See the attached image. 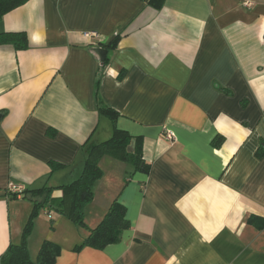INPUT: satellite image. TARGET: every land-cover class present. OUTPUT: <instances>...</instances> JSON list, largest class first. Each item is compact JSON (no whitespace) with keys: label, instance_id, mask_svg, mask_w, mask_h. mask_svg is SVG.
I'll use <instances>...</instances> for the list:
<instances>
[{"label":"crops","instance_id":"obj_1","mask_svg":"<svg viewBox=\"0 0 264 264\" xmlns=\"http://www.w3.org/2000/svg\"><path fill=\"white\" fill-rule=\"evenodd\" d=\"M159 1L28 0L0 19L29 40L0 44V253L22 241L36 190L78 178L89 144L117 127L141 139L148 170L96 153L87 227L41 209L33 259L50 239L55 264H264V0ZM115 198L131 223L122 239L74 249Z\"/></svg>","mask_w":264,"mask_h":264},{"label":"trees","instance_id":"obj_2","mask_svg":"<svg viewBox=\"0 0 264 264\" xmlns=\"http://www.w3.org/2000/svg\"><path fill=\"white\" fill-rule=\"evenodd\" d=\"M27 1L0 0V19L6 13L23 5ZM162 3L163 1L160 0L157 5L160 6ZM116 40L114 38L112 44ZM6 43L14 45L18 50L26 49L29 47L28 35L23 31L0 32V44ZM97 101L99 111L115 120L118 116V111L102 100L99 95V87H97ZM133 139H136V145L134 149L130 150L129 146ZM214 145L220 146V140L216 139ZM98 152L125 159L134 166V170L147 171L149 168V164L143 156L141 139L130 135L125 130L115 127L114 135L108 140L100 143H90L83 172L78 178L57 187L44 186L36 190L38 194H41L42 200L34 201V209L25 226L22 241L20 243H11L5 252L0 253V264H55L61 252V246L53 240L45 239L40 246L36 259H33L31 256L28 246V236L34 225V219L43 208L55 209L67 215L78 226L87 227L85 210L94 199L95 182L103 175V170L95 158V154ZM51 165L52 169L61 166V164L55 162H52ZM55 189H62L64 195L60 198L54 197L53 191ZM14 197L16 198L17 196ZM256 219L255 217H250V221L252 222H255ZM130 227L131 223L127 217L126 206L118 198H115L100 223L93 228H89L88 235L74 249H80L84 246L103 249L109 244L118 243L122 239L123 232Z\"/></svg>","mask_w":264,"mask_h":264},{"label":"built area","instance_id":"obj_3","mask_svg":"<svg viewBox=\"0 0 264 264\" xmlns=\"http://www.w3.org/2000/svg\"><path fill=\"white\" fill-rule=\"evenodd\" d=\"M86 36L98 35L97 31H88L84 33ZM163 136L166 140L174 141L176 139V134L171 129H165ZM26 186L24 184H10L8 187V192L13 196L21 197L26 191Z\"/></svg>","mask_w":264,"mask_h":264},{"label":"water","instance_id":"obj_4","mask_svg":"<svg viewBox=\"0 0 264 264\" xmlns=\"http://www.w3.org/2000/svg\"><path fill=\"white\" fill-rule=\"evenodd\" d=\"M94 50L96 51V53L98 54L100 60L104 63L106 61V57L108 55V48L103 47V46H99V47H95ZM136 145V139L132 140L131 145L129 146V149H134Z\"/></svg>","mask_w":264,"mask_h":264},{"label":"rangeland","instance_id":"obj_5","mask_svg":"<svg viewBox=\"0 0 264 264\" xmlns=\"http://www.w3.org/2000/svg\"><path fill=\"white\" fill-rule=\"evenodd\" d=\"M131 165V164H130ZM131 166H133V165H131Z\"/></svg>","mask_w":264,"mask_h":264}]
</instances>
